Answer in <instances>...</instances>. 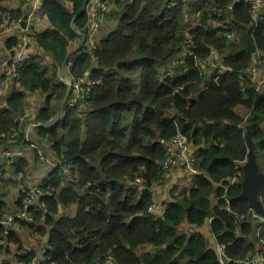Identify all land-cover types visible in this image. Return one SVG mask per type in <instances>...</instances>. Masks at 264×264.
Returning a JSON list of instances; mask_svg holds the SVG:
<instances>
[{"label":"trees","instance_id":"trees-1","mask_svg":"<svg viewBox=\"0 0 264 264\" xmlns=\"http://www.w3.org/2000/svg\"><path fill=\"white\" fill-rule=\"evenodd\" d=\"M67 1L72 11L60 0H44L52 29L36 35L57 64L53 74L33 57L15 78L21 88L0 111V147L6 142L30 146L34 159L15 156L2 163L0 174L8 165L15 178L11 183L21 184L19 175L25 176L47 148L71 165L70 176L56 169L43 184L46 213L34 212V223L21 220L33 231L46 218L51 237L41 264L105 263L108 256L116 264H223L205 236L179 232L184 222L201 226L209 217L229 264L256 255L264 232L255 235L262 219L240 218L250 209L241 198L248 146L245 118L234 111L238 105L249 110L257 162L264 173V92L255 89L248 73L252 66L264 67V20L253 14V0H122L115 28L99 35L90 50L80 47L88 34L87 12L80 13L86 0ZM108 12L102 14L104 20L115 14ZM196 19L199 23L192 25ZM249 41L255 53L248 51ZM73 42L79 47L70 55ZM218 54L222 68L231 71L215 79L218 71L209 76L205 72ZM70 59V74L91 82L90 92L76 107L64 101V116L49 122L57 115L52 101L67 98V85L55 74ZM27 92L46 101L36 116L43 126L35 127L28 140L27 125L20 122ZM178 134L188 139L187 152L190 146L199 148L194 167L200 174L193 188L171 191L173 201L163 215H152L148 208L155 205L154 187L182 162L180 158L164 170L167 148L159 141ZM237 176L238 182L227 181ZM222 182L227 188L217 190L220 201L213 208L214 183ZM25 198L21 192L20 208ZM261 201L264 206V191ZM72 206L77 208L73 217L61 215V208ZM4 207L0 201V218ZM38 230L47 234L43 227ZM2 231L0 225V240ZM8 240L24 246L14 230ZM145 244L156 250L139 254ZM11 250L0 244V264H13L6 260ZM22 255L18 262L25 264L36 258L32 252Z\"/></svg>","mask_w":264,"mask_h":264},{"label":"crops","instance_id":"crops-1","mask_svg":"<svg viewBox=\"0 0 264 264\" xmlns=\"http://www.w3.org/2000/svg\"><path fill=\"white\" fill-rule=\"evenodd\" d=\"M62 3H68L70 4V8L68 5V9L70 11L73 10V4L69 3L67 0H60ZM93 0H86L85 2V10L87 12V7L90 5V3ZM122 0H108L109 8L110 11L108 13H115L117 15V9L118 5L117 3ZM43 3L44 0H0V23L6 22L7 15L11 17V20H18L22 19L23 20V25L20 27H17L14 31L11 33H5L0 35V56L3 58H8L11 57V55L14 53L15 49L17 50H26L30 52V54L33 57L38 56L41 59V63H43L44 58L40 56H49L48 52H46L43 48H41L38 44L37 41V34L46 32L48 30L52 29V26L50 24V21L48 19V16L44 13L43 10ZM33 12L35 15L31 19V26L36 30L35 34L32 36L27 35L23 27H25L26 23L25 21L28 19L30 13ZM264 13V7L258 8L253 14L254 15H259ZM115 14H110L105 21V23H111L110 28L108 29V33H110L116 25V15ZM112 17V19H111ZM103 21V22H104ZM15 40V42L11 43L8 45L9 41ZM72 47L70 50V55H73L74 52L77 50L76 43H72ZM217 56H220L219 54ZM258 66L259 62H255ZM55 64V63H54ZM68 63H64L61 65L58 70L57 78L60 80H64L65 84L67 85L68 88V81L70 77V72L68 70ZM43 65V64H42ZM57 65V64H55ZM44 66V65H43ZM45 67V66H44ZM47 68V67H46ZM19 73V71H18ZM53 73H51L52 75ZM21 88L18 83H16L15 78H13L11 75H9L7 72L3 74L0 77V111L3 110L4 108L7 107V99L10 96V94L15 90ZM264 92V88L262 89ZM29 93V92H27ZM69 93V92H68ZM37 95V99L34 101L32 104V110H26L27 106V94L23 100V107L25 110V115L20 118V122L22 123L23 126H26L27 123H36V116L38 112L40 111L41 108L46 106V101L43 100V102L40 100L38 95L42 96L41 94L38 93H31ZM67 98H63L62 101L58 102V100L54 99L52 101V105L54 106V109L57 110L56 112V117L52 118L49 120V122H53L54 119L59 118L61 114L63 113L64 110H61L60 105L64 104V101L66 104L68 103V100L70 99L71 95L70 93L67 94ZM54 102L56 104L54 105ZM242 109V111H240ZM234 111L237 114H241L242 112L246 113L247 116L249 114V110L245 108L242 105H238L235 107ZM51 126V124H49ZM246 127V126H245ZM35 130H32L31 133L35 134ZM33 134V135H34ZM33 146V145H32ZM198 147L190 146V150L186 153V156L182 158V162H180V166L175 167L172 169L169 173H167L161 182H159L153 189L154 191V199H155V205L156 207H165L166 204H169L172 202V197H171V191L176 187L180 188H193L195 183H194V178L195 176L199 175L198 174H193L190 169H188L186 166L191 164L192 167H194V163L197 160V152H198ZM40 157L39 159L36 160V162H32L30 169L28 170V173L23 176L19 175L17 178L18 181L21 182V184L15 186L13 183L10 182V178L15 179L8 168V165L6 167V171H3L0 174V201H3L5 203L4 207V215L1 220L5 219L7 216L13 213L20 212L22 208L18 205V200L21 195V192H24V190H30L32 187L36 185H40L41 183L45 182L47 179L50 180V174L56 170L52 167L50 164V160L53 157L54 159L59 160L56 154L50 151V148H47V150H41L40 151ZM41 155H44L46 157V160L41 159ZM15 156H22L31 159L32 161L33 156H32V150L30 149V146L27 147H21V146H16L14 142H6L0 147V158L2 159L0 163V167L2 163H4L6 160L13 159ZM244 163L242 164L243 167ZM195 168V167H194ZM207 178L210 179L208 174H205ZM227 181L230 184H233L235 182L239 181V177H234V178H229ZM49 182V181H48ZM47 182V183H48ZM46 183V184H47ZM164 186V187H163ZM163 187V188H162ZM219 188H224L226 189L227 187L222 183H214V192L210 196V202L211 206L215 208L219 201L220 197L218 196L217 190ZM160 193H163V199H160ZM8 198H10L8 200ZM42 199L38 198L36 200V204H40V201ZM24 206V202H23ZM76 206H72L70 208H61L60 213L61 215H70L73 217L76 213ZM254 210L251 208L248 210L247 213L241 214L240 218L241 219H246L248 216H252L253 218H260L262 219L261 225L257 226L255 229V235L257 238L260 237L261 233L264 232V217L259 216L256 212L255 214L257 216L253 215ZM37 212V211H34ZM33 212V215H34ZM45 213V212H44ZM212 221L213 218L209 217L206 219L205 223L201 226L197 225H191L188 224L187 222H184L180 228L179 232L180 233H185V234H201L205 236L208 247L212 250H214L219 258L221 260V254L219 250L220 244L218 243V240L216 236L214 235L212 231ZM34 223V222H33ZM46 223V218L45 216H42L38 222V227L44 228L45 231L50 232L49 227H45ZM41 225V226H39ZM38 227L34 228L33 231L29 230L26 226H22L21 221H18L16 225L14 226L13 230L15 234L21 239V241L24 243L23 247H19L20 249L26 248L24 255L32 252L36 254V257L38 255V252L43 248L45 242V237L46 235L43 234L42 231L38 230ZM264 240L261 241V244H259L258 249L261 248ZM20 246V244H19ZM11 254L9 257H7L6 260L12 262L13 264H25L18 262V259L21 257L20 255L17 254V250L11 248ZM156 250V247L150 244H145L141 247L138 248L137 252L139 254L143 252H154ZM225 252V250H224ZM23 256V255H22ZM112 257L108 256V259L106 260L105 263L102 262H97L96 264H116L114 262V259L111 260ZM34 259L30 262V264H33Z\"/></svg>","mask_w":264,"mask_h":264},{"label":"built area","instance_id":"built-area-1","mask_svg":"<svg viewBox=\"0 0 264 264\" xmlns=\"http://www.w3.org/2000/svg\"><path fill=\"white\" fill-rule=\"evenodd\" d=\"M235 2H239V0H234ZM92 4V6H90ZM90 5L87 7V16H88V34L87 39L85 40L83 46L85 49H93L97 46L98 43V37L100 35L101 31V21L102 14L110 11L108 0H93ZM264 7V0H253V12H255L258 8ZM35 14L33 12L30 13L28 19L25 21L26 25L23 27L24 32L32 36L35 34V29L31 26L30 22L32 17ZM262 16L259 17L260 20H264V13L261 14ZM23 20H11V17L7 15L6 22L0 23V35L7 33H11L14 31L17 27H20L23 25ZM230 38H233V36H229ZM192 56V53H191ZM32 59V55L30 52L26 50H17L15 49L14 53L11 55V57L3 58L0 56V77L5 74L6 72L11 75L13 78H18V71L22 65H25L27 62H29ZM218 62L221 61V59L217 60ZM68 70L71 71V68L74 65V61L70 59L68 62ZM215 72L218 71V74H216L217 79L219 76L225 74L227 71H231L230 69L226 68L223 69L222 65L219 63V67L214 69ZM213 71V72H214ZM249 78L252 82V85L255 87L257 91L262 90L264 88V67L261 69L259 67L252 66L249 71ZM213 74V73H212ZM68 86L71 88V97L68 100L67 106L68 107H76L80 103L84 102L86 100L87 95L90 92V87L92 85L91 82H87L85 78L72 76L70 74L69 77ZM242 79V77H241ZM64 116V111L61 114L59 118H62ZM56 118V119H59ZM54 119L53 121H55ZM43 126L40 122L36 123H29L25 129V138L29 139V134L32 130L35 129V127ZM47 127V126H45ZM18 133H14V137ZM162 145H165L167 148V155L163 162V168L164 170H168L174 165L178 163V160L181 158H184L186 156L189 143L188 139L178 134L175 137H173L170 141H167L165 139H161L159 141ZM34 147L37 146L36 144H32ZM42 160H46V157L44 155H41ZM50 164L54 169H60L64 172L66 176H70L71 174V165L67 162L62 161L61 159L57 160L53 157L50 160ZM193 174H198L200 171L196 168L192 167L191 164L186 166ZM49 181L47 179L45 182L41 183L40 185H36L32 187L30 190H24V193L26 194V198L24 199V206L23 209L20 212L10 214L5 219L1 220L0 225L3 228L2 234H1V245H7L10 246L13 249L17 250L18 255H22L25 253L24 249H20L19 244L15 242H9L8 237L10 236L11 232L13 231L14 226L18 221H26L28 223H33L35 221L33 212L34 211H41L43 210L46 213V207L43 202L40 201V204H36V200L38 198L43 199L45 193L42 190L43 184H46ZM148 212L152 215H163L165 213V207H156L151 206L148 208ZM254 216H257L255 212H253ZM47 250V249H46ZM45 251L42 252V257L38 258V256L34 259L33 264H41ZM221 259L223 264H229L231 261L230 258H228L225 255V247L224 245L219 246ZM111 260H113L111 258ZM238 264H264V242L257 252L256 255L249 259L236 261Z\"/></svg>","mask_w":264,"mask_h":264},{"label":"water","instance_id":"water-1","mask_svg":"<svg viewBox=\"0 0 264 264\" xmlns=\"http://www.w3.org/2000/svg\"><path fill=\"white\" fill-rule=\"evenodd\" d=\"M84 8H82V11L80 13L83 12ZM77 16L78 15L74 16L71 25H73ZM247 49L251 53L256 52L255 45L250 41L248 42ZM70 91L71 88L70 86H68V92L70 93ZM257 118L258 116H254L253 120H256ZM245 130V140L248 146V153L247 160L244 162V165L242 167L243 180L241 198L246 199L249 203L250 208L254 210L259 216L264 217V206L261 201V193L262 191H264V173L260 171L257 162V156L253 140L254 124L252 123L250 125H246ZM50 237V232H48L44 240L45 244L43 248L38 252V258H41L42 252L48 248Z\"/></svg>","mask_w":264,"mask_h":264},{"label":"rangeland","instance_id":"rangeland-1","mask_svg":"<svg viewBox=\"0 0 264 264\" xmlns=\"http://www.w3.org/2000/svg\"><path fill=\"white\" fill-rule=\"evenodd\" d=\"M66 5H68L69 6V8H70V4H68L67 2L65 3ZM90 6H92V4L90 5ZM116 15V14H115ZM117 17V16H116ZM100 21H101V31H100V35H101V37L102 36H105V35H107L108 34V29L110 28V24L111 23H105V21H104V19L103 18H101L100 19ZM104 21V22H103ZM199 23V20L198 19H196V20H192V25H196V24H198ZM73 45V44H72ZM79 47V46H78ZM77 47V48H78ZM81 48L82 47H84L83 46V44L80 46ZM49 56H40V57H42V58H44V60H43V65L45 66V67H47L49 70H50V74L51 73H53V66H55V62H54V60H53V58H52V55L51 54H48ZM218 59H221L220 58V56H217L216 58L215 57H212L211 59H210V62H209V65H210V69H208L207 68V72H205V74L207 75V76H209L211 73H213V71H214V69L215 68H217V67H219V62L217 61ZM55 63V64H54ZM203 68H205L204 66L202 67V69ZM27 94V106H26V110H32V104L34 103V101L37 99V95H35V94H31V93H26ZM38 97L40 98V100L43 102V97L42 96H40V95H38ZM56 104V102H54V105ZM240 111H242V109H240ZM241 114H243L244 115V118H245V125L244 126H246V125H250L251 123H249L248 122V118H250V114H248V116H247V114L246 113H244V112H242ZM27 123V125L29 124V122H26ZM261 127L262 128H264V123H262V125H261ZM164 187V186H163ZM162 187V188H163ZM177 188H180V187H178V186H176ZM163 193H160V199H163ZM10 198H8V200H9Z\"/></svg>","mask_w":264,"mask_h":264},{"label":"bare ground","instance_id":"bare-ground-1","mask_svg":"<svg viewBox=\"0 0 264 264\" xmlns=\"http://www.w3.org/2000/svg\"><path fill=\"white\" fill-rule=\"evenodd\" d=\"M241 1H243V0H239V2H241ZM245 1H252V0H245Z\"/></svg>","mask_w":264,"mask_h":264}]
</instances>
